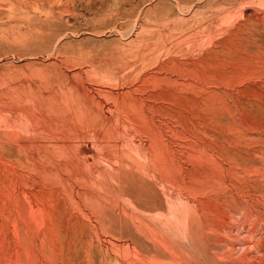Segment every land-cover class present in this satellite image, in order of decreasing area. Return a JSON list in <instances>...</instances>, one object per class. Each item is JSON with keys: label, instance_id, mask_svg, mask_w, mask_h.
<instances>
[{"label": "rangeland", "instance_id": "1", "mask_svg": "<svg viewBox=\"0 0 264 264\" xmlns=\"http://www.w3.org/2000/svg\"><path fill=\"white\" fill-rule=\"evenodd\" d=\"M0 264H264V0H0Z\"/></svg>", "mask_w": 264, "mask_h": 264}]
</instances>
